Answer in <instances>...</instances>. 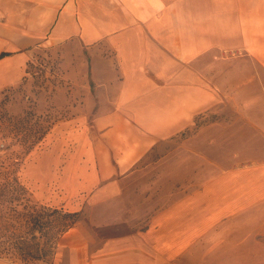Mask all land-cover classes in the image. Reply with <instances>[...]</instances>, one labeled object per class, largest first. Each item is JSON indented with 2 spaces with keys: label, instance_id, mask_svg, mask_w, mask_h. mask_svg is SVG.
I'll use <instances>...</instances> for the list:
<instances>
[{
  "label": "crops",
  "instance_id": "0c3cea01",
  "mask_svg": "<svg viewBox=\"0 0 264 264\" xmlns=\"http://www.w3.org/2000/svg\"><path fill=\"white\" fill-rule=\"evenodd\" d=\"M68 44L74 114L93 112L90 124L75 117L68 183L115 193L103 182L213 112L185 141L220 159L145 230L94 250L81 231L51 264H214L217 247L257 250L247 245L264 227L211 229L264 208V0H0V94L23 81L36 49ZM239 260L264 264L257 253Z\"/></svg>",
  "mask_w": 264,
  "mask_h": 264
},
{
  "label": "rangeland",
  "instance_id": "374dc122",
  "mask_svg": "<svg viewBox=\"0 0 264 264\" xmlns=\"http://www.w3.org/2000/svg\"><path fill=\"white\" fill-rule=\"evenodd\" d=\"M34 53L25 68L23 81L0 94V213L10 217L7 210L14 209L23 214L37 205L59 208L62 212H79V216L72 226L75 230L64 238L69 229L62 234L61 229L56 228L50 231L51 238L40 237L41 246L51 252L32 264H51L58 256L66 260L70 253L66 245L80 239L81 231L94 250L100 238L145 230L155 214L200 185L205 175L204 166L211 171L207 176L215 173L220 159L217 152L203 157L199 142L185 141L192 136L198 139L195 135L199 125L206 122L210 126L215 121L213 112L199 118L192 130L161 143L130 171L103 182L111 184L115 193L104 196L94 187L79 189L75 183H68L70 180L66 177L73 179L71 173L75 170L69 168V164L78 162L75 158V117L90 124L93 112L74 114L70 44L42 46ZM228 111L227 119L233 115L231 109ZM85 114L88 115L84 118ZM65 168L67 173L64 175ZM5 185H12L11 188L21 185L23 190L16 191L14 196H4ZM260 211L261 214L249 212L242 219L220 223L211 230L253 228L259 231L264 227V208ZM47 216L55 224L62 221L58 213ZM8 224L6 229H17L22 233L20 223L12 221ZM257 237L260 239L253 241L256 244L247 245L258 247L257 250L248 248L244 253L232 252L222 246L213 250L210 259L214 264H240L241 256L252 261L257 253L264 262V233ZM0 259L9 264H27L20 257L0 255Z\"/></svg>",
  "mask_w": 264,
  "mask_h": 264
},
{
  "label": "trees",
  "instance_id": "16d2710c",
  "mask_svg": "<svg viewBox=\"0 0 264 264\" xmlns=\"http://www.w3.org/2000/svg\"><path fill=\"white\" fill-rule=\"evenodd\" d=\"M5 55L7 54L3 52L0 57ZM11 179L13 181L16 180V178ZM11 186L12 185H5L6 189H3L4 196H14L16 191L23 190L21 185L20 187L15 188H11ZM48 210H50V212ZM7 211L8 214L11 215L10 217H7L6 214L4 215L0 213V255L20 257V259L27 264H32L36 260H43L50 254L51 249H46L41 246L38 241L41 236L46 235L51 238L52 234H50V231L52 232L56 228L59 230L61 229L60 233L63 234V232H66L74 224H76L79 216V212H71L69 210H64V212H62L59 208L44 206L37 207V205L34 208H30L28 213L21 214V212L14 209ZM61 212L62 215H60ZM55 213H58L59 216H61L60 218L62 219V223L60 222L55 224L48 219L47 215ZM7 221L8 223H11L12 221L15 224L20 223L22 233L16 231L17 229L15 231L12 229H6L9 225ZM15 224H12V226H15ZM37 232L40 233L39 236L37 235Z\"/></svg>",
  "mask_w": 264,
  "mask_h": 264
}]
</instances>
